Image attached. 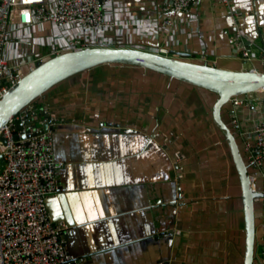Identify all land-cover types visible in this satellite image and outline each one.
I'll return each mask as SVG.
<instances>
[{
	"label": "crops",
	"instance_id": "obj_1",
	"mask_svg": "<svg viewBox=\"0 0 264 264\" xmlns=\"http://www.w3.org/2000/svg\"><path fill=\"white\" fill-rule=\"evenodd\" d=\"M162 1L118 0L116 6L156 18ZM191 12L196 35L177 37V53L228 69L249 63L264 69V0H230L229 7L199 0ZM236 30L244 45H256L248 49L250 60L229 42ZM36 34L50 42L60 38L48 23ZM131 37L144 45L169 40ZM207 98L193 86L118 66L91 69L42 98L52 120L54 155L63 162L59 188L46 205L53 220L69 226L72 264H243L241 190ZM229 109L243 142L244 132L264 119L259 96ZM155 133L169 139L167 149L152 138ZM257 175L264 184V164ZM256 213L254 264H264V204Z\"/></svg>",
	"mask_w": 264,
	"mask_h": 264
},
{
	"label": "built area",
	"instance_id": "obj_2",
	"mask_svg": "<svg viewBox=\"0 0 264 264\" xmlns=\"http://www.w3.org/2000/svg\"><path fill=\"white\" fill-rule=\"evenodd\" d=\"M219 1L229 7L230 0ZM116 3L118 0H0V99L23 77L24 68L32 70L37 61L66 50L123 47L177 57L181 56L174 49L177 37L196 35L192 28L197 18L191 10L199 0H163L156 18L134 16ZM166 13L186 16L164 17ZM44 23L51 24L60 38L50 42L38 36L36 29ZM133 34L150 39L165 35L169 40L157 45L135 44ZM229 42L241 49L242 60L251 59L248 49L256 45H244L240 30ZM261 59L264 62V45ZM259 92L264 95V88ZM231 102L238 106L242 99L233 97ZM51 122L47 110L32 103L0 129V264H72L76 260L66 246L68 224L53 220L46 205L59 188L58 173L63 167L54 155ZM232 124L240 133L234 116ZM244 137L250 165L260 169L264 164V119L244 132ZM175 154L179 161L180 152Z\"/></svg>",
	"mask_w": 264,
	"mask_h": 264
},
{
	"label": "water",
	"instance_id": "obj_3",
	"mask_svg": "<svg viewBox=\"0 0 264 264\" xmlns=\"http://www.w3.org/2000/svg\"><path fill=\"white\" fill-rule=\"evenodd\" d=\"M100 66L127 67L142 73H155L210 95L211 98L207 99L211 119L227 145L241 190L243 264H254L256 210L264 204V184L259 183V169L250 165V153L245 151L243 139L233 127L234 110L229 107L232 106L233 97L264 98L259 92V89L264 88V70H253L250 63L243 69H228L199 58L190 59L182 54L177 57L163 56L136 48L88 47L66 50L37 61L32 70L24 68L23 77L0 99V129L28 105H41L42 98L57 85ZM226 113L227 119L224 117ZM151 136L167 149L170 142L165 140L166 137L156 133ZM14 138L17 139V136L14 135ZM176 152L172 153V158L180 171V179L182 168L178 165Z\"/></svg>",
	"mask_w": 264,
	"mask_h": 264
},
{
	"label": "bare ground",
	"instance_id": "obj_4",
	"mask_svg": "<svg viewBox=\"0 0 264 264\" xmlns=\"http://www.w3.org/2000/svg\"><path fill=\"white\" fill-rule=\"evenodd\" d=\"M263 89V88H262ZM262 89H259V90H262Z\"/></svg>",
	"mask_w": 264,
	"mask_h": 264
}]
</instances>
